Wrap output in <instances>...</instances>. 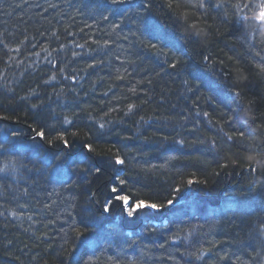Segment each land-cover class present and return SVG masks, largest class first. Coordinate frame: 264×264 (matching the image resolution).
<instances>
[{
  "label": "trees",
  "instance_id": "obj_1",
  "mask_svg": "<svg viewBox=\"0 0 264 264\" xmlns=\"http://www.w3.org/2000/svg\"><path fill=\"white\" fill-rule=\"evenodd\" d=\"M161 2L156 0L157 7ZM237 2L250 7L236 15H255L259 0H226L220 16L211 13L210 30L203 19L195 29L215 34L182 55L169 48L161 52L163 41L152 48L156 41L150 42L144 27L135 18L121 20L110 14L105 0H0V116H8L0 120V134L12 129L24 134L13 149L19 150L18 155L0 156V168L15 169L9 173V187L0 189V264H59L61 246H76L72 238L81 218L96 216L109 223L112 216L105 219L98 213L116 184L132 202L165 205L160 216L167 214L168 223L154 226L152 213L134 224L126 221L128 228H120V236L135 237V246H105L93 264H230L220 259L226 253L231 264H242L233 255L240 249L233 238L243 227L244 209L249 207L241 203L245 199L241 192L250 180L242 168L225 176L228 170L217 161L219 154L235 160L233 152L247 160L251 152L231 147L238 133L224 116H231L229 108H235V103L224 98L228 84L219 70L225 62L231 63L238 79L253 81L257 95L248 93V97L259 100L264 95V73L259 67L264 63V43L255 29H247L245 39L233 27L236 10L227 5ZM159 18L165 22L163 16ZM202 56L208 57L207 63ZM177 60L186 61L182 67L177 65L179 71L170 67ZM185 94L198 103L190 109L201 125L175 114ZM243 103L247 105L248 99ZM129 104L150 120L156 114L164 116L160 126L143 119V137L135 141L128 133L129 123L122 121ZM33 105L43 109L42 116L35 115ZM78 107L85 117L75 111ZM45 124L64 132L72 145L68 161L77 162L73 168L97 164L100 173L89 172L85 179V174L69 172L67 166L59 170L62 161L53 155L58 149L33 147L29 126L40 130ZM158 129L165 130V135ZM43 130L47 134L48 128ZM174 140H184L185 147L168 151ZM213 140L217 147L210 151ZM87 143L93 144L98 155L85 152ZM244 143L254 147L264 144V138L246 137ZM86 155L93 159L86 161ZM117 156L124 165L114 164ZM21 162L27 167H20ZM115 169L121 172L114 182ZM189 179L208 182L193 184L184 192ZM175 188L182 192L176 193ZM172 198L177 205L171 210L166 201ZM147 223L151 225L143 229ZM136 224L142 226L137 229ZM178 237L181 241L176 244ZM240 238L248 239L243 231Z\"/></svg>",
  "mask_w": 264,
  "mask_h": 264
},
{
  "label": "snow or ice",
  "instance_id": "obj_2",
  "mask_svg": "<svg viewBox=\"0 0 264 264\" xmlns=\"http://www.w3.org/2000/svg\"><path fill=\"white\" fill-rule=\"evenodd\" d=\"M104 6L106 11L113 16L120 17L121 20L125 16L135 18L144 27L150 37V42L152 40L156 41L151 43L152 48H156L157 43L163 41L164 48L175 49L182 55H186L189 48L206 44L215 34L214 31H206L205 29L196 31L195 29L199 20L203 19L210 30L212 26L207 21L211 13L215 11L216 15L220 16L226 9V0H162L159 7H157L156 0H105ZM227 6L236 10L233 13L235 18L233 27L236 31L242 32L245 39H247L246 30L255 29L260 42L264 43V0H259V3L255 5L257 9L255 15H236V13L242 12L243 8L250 7L247 4L241 5L237 2ZM189 15L192 17L191 20L188 19ZM160 16H163L164 23H161ZM105 19H108V16H105ZM116 27H120V24L117 23ZM165 29L170 30L165 31ZM257 54L259 55V53ZM202 60L207 63L208 57L202 56ZM261 60L264 62V57H261ZM185 62L177 60L171 62L170 67L179 71L177 65L180 64L182 67ZM225 63L226 66L219 70V76L221 80L227 81L228 98L234 101L235 108L230 107L231 116L225 114L224 118L229 127L238 133V137L231 147H239L241 152H251L247 160L240 154L233 152L232 155L236 157L235 160L229 159L227 154H219V160L217 161L221 169L228 170L224 173L225 176H232L234 172L242 168L243 176L250 180L247 188L241 192V195L245 198L241 203H247L249 207L244 209L243 227L240 231H243L248 239L241 240L240 231L235 233L233 240L240 244V249L233 255L237 260H241L242 264H264V144H257L252 147L244 143L246 137L249 140L264 138V128L261 127V125H264V95H261L259 100L250 99L248 93H251L252 96L257 95L253 81L247 80L245 82L238 79L233 71V65ZM259 67L260 72L264 73V63H261ZM243 71L244 69L239 70L240 75H243ZM249 74L251 75V72ZM245 99H248L247 105L243 103ZM33 108L37 109L36 116L43 115V109L40 106L33 105ZM7 119L8 116L6 115L0 116V120ZM141 119L143 118L141 117ZM65 122L68 124L73 123L70 120H65ZM34 123L39 124L40 121L34 120ZM29 127L32 132L30 139L33 147L48 151L58 149L53 155L56 160L62 161L59 170L67 166L69 172L85 174V179L87 178L86 174L89 172L100 173L101 168L97 164H90L82 169L73 168V164L77 162L72 161L69 163L68 161L72 145L63 131L54 130L51 125L46 124L41 125L40 130ZM45 127L48 128L47 134L43 130ZM99 127L103 128L104 125L100 124ZM22 135L24 134L16 129L0 134V156L18 155L19 150L17 149L14 152L13 149L20 142ZM164 139L166 140L167 137ZM226 139L227 141H233L232 136H226ZM100 142L102 141H97V143ZM184 147V140H174L168 151L178 152ZM216 147L214 140L209 142L210 151L215 150ZM84 149L86 153L98 155L92 143L85 144ZM92 159L93 156H85L86 161ZM248 161H251V163ZM11 163L15 164L16 162L12 161ZM114 164L124 165L125 161L117 156ZM20 167H27V165L21 162ZM14 170L9 169L7 166L0 168V174H2L0 175V189L9 187L7 183L9 173L14 172ZM120 172L121 169H115L114 182L119 178ZM220 174V172L215 173L216 176H220ZM207 182L206 179H189L183 191L188 192L193 184L206 185ZM68 183H71V181H68ZM120 183H126V181H120ZM27 191V188H25L24 192L27 193ZM174 191L176 193L182 192L180 188H175ZM114 202L119 205L122 216L130 224H134L141 216L148 217L150 213L162 212L165 207L163 204L146 203L143 200L132 202L129 196L121 194L119 184H116L111 187L108 198L101 206V215L105 219H109L112 213L115 212ZM176 202L175 198L168 199L166 206L172 208ZM252 206H255V211L252 210ZM88 211L90 209L86 208L85 212ZM208 211L215 212L216 209H209ZM0 215H3V213H0ZM74 233L72 242L76 246L67 248L61 246L63 251L58 254L60 257L59 264H93L94 260L99 259L97 253L101 252L105 246L109 248L113 245L118 248L123 245L134 247L137 243L135 237L132 239L121 238L119 229L114 223L101 226V222L96 216L81 218L79 225L74 228ZM242 257H247V259H242ZM196 259H202V257L197 256ZM220 259L229 261L231 264L227 253L221 256Z\"/></svg>",
  "mask_w": 264,
  "mask_h": 264
},
{
  "label": "bare ground",
  "instance_id": "obj_3",
  "mask_svg": "<svg viewBox=\"0 0 264 264\" xmlns=\"http://www.w3.org/2000/svg\"><path fill=\"white\" fill-rule=\"evenodd\" d=\"M160 51L161 52H163L164 53V51H165V49L166 48H164L163 47V44H161V46H160ZM104 67H107V66H104ZM197 88V87H196ZM97 92H99L98 91V89H97ZM225 99H227L228 100V97H224ZM185 99H187V100H185ZM143 106V105H142ZM142 106H140V107H142ZM178 106H181L180 107V109L179 110H177L176 112H175V114H178V116H181V115H186V116H188L189 118H192V119H190L191 121L194 119V120H196V118H197V116L194 114V111H192L190 108H196V107H198V103H196V102H193L191 99H190V97L188 96V95H186L185 94V98H184V100L182 101V103L181 104H178ZM144 107V106H143ZM130 108H131V110H130ZM107 110H110V108H108ZM137 110V111H136ZM75 111H79L80 112V114L83 116V117H85V114L83 113V111H81V109L78 107V108H76L75 109ZM141 113V109L139 108V109H137L136 108V106H133V105H131V104H129V105H127V108H126V110L125 111H123V116H122V121H127L128 123H129V128H131V129H129L128 128V133L129 134H131V136H132V138L136 141L137 140V138H142L143 137V131H144V129H145V126H144V124H143V126L141 125V122H143L142 120L143 119H148L149 120V122H151V121H154V123H156V125L157 126H160V121H159V119H162L164 116H161V115H157L156 114V116H155V118H153L152 120H150L149 118H150V116H144L142 113ZM141 117L143 118V119H141ZM155 119H157V120H155ZM137 120H139V121H137ZM200 120V119H199ZM199 120H196V121H198V124H200L201 125V123L199 122ZM137 122H139V125L137 124ZM164 128V127H163ZM200 128H201V126H200ZM159 130V129H158ZM160 131V134L161 135H165V130H159ZM161 131H162V133H161ZM142 135V136H141ZM145 140V139H144ZM146 142H147V140H145L143 143H144V145H146ZM158 143H162V139L161 140H158L157 141ZM150 143V142H149ZM148 143V144H149ZM154 144H156L155 142H153ZM152 143V144H153ZM149 146H151V145H149ZM145 149H146V146H145ZM7 158H9V159H11V156H7ZM120 185V184H119ZM147 203V202H146ZM177 205V203H175L174 204V207ZM114 206H115V209H117L116 211H115V213L113 212L112 213V217L109 219V223H108V221L106 222V221H102V220H99L100 222H101V224H102V226L103 225H106V224H112V223H114L117 227H118V229H120V228H123V229H127L128 227L126 226V219L122 216V214H120V207H119V205H115L114 204ZM97 207V206H96ZM243 207L245 208V204H243ZM101 212H102V210H100L99 211V213H98V215H100L101 216ZM154 216H156V218H155V223L156 224H154V226H156V227H159V226H161V225H159L160 223H163L164 225H167V214L166 215H162V216H160L161 215V212H159V213H152ZM113 215H114V217H113ZM158 216H160V217H158ZM123 220V221H122ZM151 224H146V226L143 228V229H146V228H148L149 226H150ZM136 228L137 229H139V227L140 226H142L141 224H136ZM121 232L119 231V234H120ZM176 239V241H175V243L177 244L178 242H180L181 240V237H178V238H175ZM169 240H170V236H169ZM178 240V241H177ZM105 249V248H104ZM103 249V250H104ZM102 250V251H103ZM187 250V249H186ZM189 261H193L192 259H190Z\"/></svg>",
  "mask_w": 264,
  "mask_h": 264
},
{
  "label": "rangeland",
  "instance_id": "obj_4",
  "mask_svg": "<svg viewBox=\"0 0 264 264\" xmlns=\"http://www.w3.org/2000/svg\"><path fill=\"white\" fill-rule=\"evenodd\" d=\"M171 210L173 209V208H170Z\"/></svg>",
  "mask_w": 264,
  "mask_h": 264
}]
</instances>
